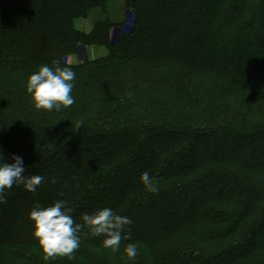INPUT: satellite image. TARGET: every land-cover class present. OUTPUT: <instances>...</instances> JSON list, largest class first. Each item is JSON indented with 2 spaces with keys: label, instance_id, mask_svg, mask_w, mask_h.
<instances>
[{
  "label": "trees",
  "instance_id": "obj_1",
  "mask_svg": "<svg viewBox=\"0 0 264 264\" xmlns=\"http://www.w3.org/2000/svg\"><path fill=\"white\" fill-rule=\"evenodd\" d=\"M108 1L0 0V154L45 178L6 190L0 264H264V0H123L122 21L74 27ZM56 60L75 103L37 110L26 80ZM57 199L77 223L130 217V239L114 253L85 229L71 258L45 261L27 213Z\"/></svg>",
  "mask_w": 264,
  "mask_h": 264
},
{
  "label": "clouds",
  "instance_id": "obj_2",
  "mask_svg": "<svg viewBox=\"0 0 264 264\" xmlns=\"http://www.w3.org/2000/svg\"><path fill=\"white\" fill-rule=\"evenodd\" d=\"M76 73L70 67H62L59 60L53 61L52 66L42 64L38 70L31 73L25 83V90L29 94L33 106L47 111L68 108L75 103L72 96L73 81ZM81 125H77V129ZM26 169L23 158L13 154L12 162L4 161L0 154V204L6 203L7 189L14 185H22L26 191L35 193L44 177L41 175H25ZM139 182L150 192H157L154 178L148 171L138 177ZM55 183V178L50 180ZM72 209L68 202L57 199L47 206L36 203L27 213L31 222L30 228L33 237L38 242L45 261L56 257H69L80 247V234L85 229L93 237H102V245L114 253L120 251L122 240H129L130 234L125 231L132 223L128 216H122L109 207L99 208L80 216V222L71 215ZM124 254L129 260L137 256V246L128 243Z\"/></svg>",
  "mask_w": 264,
  "mask_h": 264
},
{
  "label": "rangeland",
  "instance_id": "obj_3",
  "mask_svg": "<svg viewBox=\"0 0 264 264\" xmlns=\"http://www.w3.org/2000/svg\"><path fill=\"white\" fill-rule=\"evenodd\" d=\"M124 4L123 0H110L106 3L104 7H95L93 8L88 16L86 18H78L74 20V27L84 30V31H89L91 30V27L94 23V21L99 20V19H109L111 21H122L123 15H124ZM126 21L129 22L128 20V14L126 12L125 14ZM81 50V49H80ZM86 53L89 57H99L107 54V48L105 46H99V47H89L86 50ZM85 54V53H84ZM83 52L80 51L79 53H76L74 55H69L66 57L67 61H71V63H80L83 60ZM69 58V59H68ZM217 144L220 145V148L223 149V143L218 142ZM223 153L228 152V147L223 149ZM231 150V148H229ZM261 150V149H260ZM259 154H252L251 158L255 159ZM217 190L214 188L213 193H215Z\"/></svg>",
  "mask_w": 264,
  "mask_h": 264
},
{
  "label": "crops",
  "instance_id": "obj_4",
  "mask_svg": "<svg viewBox=\"0 0 264 264\" xmlns=\"http://www.w3.org/2000/svg\"><path fill=\"white\" fill-rule=\"evenodd\" d=\"M68 59H69V58H68ZM68 62H70V63H71V62H72V60H71V61H68ZM74 63H75V62H74Z\"/></svg>",
  "mask_w": 264,
  "mask_h": 264
}]
</instances>
